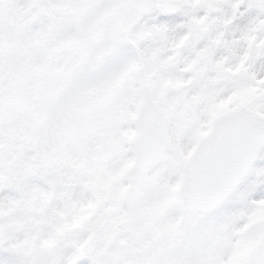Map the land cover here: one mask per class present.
I'll return each mask as SVG.
<instances>
[{"label":"snow or ice","instance_id":"6c2138e0","mask_svg":"<svg viewBox=\"0 0 264 264\" xmlns=\"http://www.w3.org/2000/svg\"><path fill=\"white\" fill-rule=\"evenodd\" d=\"M0 264H264V0H0Z\"/></svg>","mask_w":264,"mask_h":264}]
</instances>
